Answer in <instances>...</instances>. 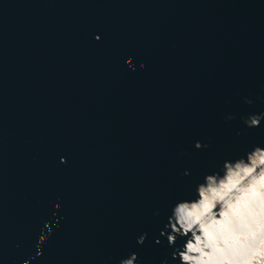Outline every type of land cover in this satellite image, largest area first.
Wrapping results in <instances>:
<instances>
[{
	"label": "water",
	"instance_id": "95a60500",
	"mask_svg": "<svg viewBox=\"0 0 264 264\" xmlns=\"http://www.w3.org/2000/svg\"><path fill=\"white\" fill-rule=\"evenodd\" d=\"M262 112L264 0H0V264H178L172 207Z\"/></svg>",
	"mask_w": 264,
	"mask_h": 264
},
{
	"label": "clouds",
	"instance_id": "9594fccd",
	"mask_svg": "<svg viewBox=\"0 0 264 264\" xmlns=\"http://www.w3.org/2000/svg\"><path fill=\"white\" fill-rule=\"evenodd\" d=\"M95 39L99 40V35ZM126 63L130 71H136L131 58ZM139 67L147 65L141 61ZM244 102L253 103L248 98ZM242 119L247 128H257L264 121V112ZM195 147L208 145L197 141ZM60 162L66 163V158L61 157ZM184 175L189 173L185 171ZM60 207V203L53 204L54 209ZM52 215L56 217L57 213ZM59 219L62 217L57 224ZM53 234L52 222H45L34 242L37 251L31 259L43 255V246ZM160 235H166L170 247L178 238L184 239L182 246L174 247L171 253L178 264H264V147L256 145L244 156L225 160L219 171L206 174L196 186L195 198L175 203ZM146 237L147 233L141 235L137 243L143 244ZM137 260L133 252L119 264H137ZM162 264L169 262L164 260Z\"/></svg>",
	"mask_w": 264,
	"mask_h": 264
}]
</instances>
